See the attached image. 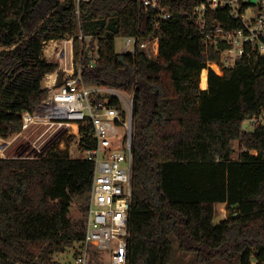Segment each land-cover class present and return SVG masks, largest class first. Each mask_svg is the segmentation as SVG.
Masks as SVG:
<instances>
[{"label": "trees", "instance_id": "obj_1", "mask_svg": "<svg viewBox=\"0 0 264 264\" xmlns=\"http://www.w3.org/2000/svg\"><path fill=\"white\" fill-rule=\"evenodd\" d=\"M158 1L146 10L140 0H0V135L19 132L22 113L48 95L58 63L45 60V44L73 36L86 82L135 92L128 264H171V234L203 264H264V125L244 128L264 112V55L210 69L201 88L227 44L206 46L185 14L204 0ZM160 8L172 17L157 24ZM206 17L240 25L228 8ZM137 34L159 37L156 57L117 52V37ZM60 141L40 157L0 156V264H57L55 253L85 239L86 221L69 213L77 197L87 215L95 165ZM218 203L232 215L216 222Z\"/></svg>", "mask_w": 264, "mask_h": 264}, {"label": "built area", "instance_id": "obj_2", "mask_svg": "<svg viewBox=\"0 0 264 264\" xmlns=\"http://www.w3.org/2000/svg\"><path fill=\"white\" fill-rule=\"evenodd\" d=\"M80 1L87 0H77L78 3ZM140 1L146 10L160 6L158 0ZM223 8L229 9L239 26L226 28L221 23L209 26L207 10ZM185 14L199 26L206 46L227 44L222 50V63L209 62V72L213 69L221 75L224 66L235 65L245 55L250 59L264 55V0L256 3L251 0H204L193 10H186ZM158 17L157 24L161 20L168 21L172 13L160 8ZM80 37L84 38L82 34ZM119 37L123 39L121 47L116 49L120 54H135L139 48L150 58L159 54V37L142 38L138 34ZM52 43L53 46L48 48L45 44L44 56L56 54L63 61L54 71L56 77L52 83L44 79L48 95L33 111L22 113L19 132L6 139L0 135V144L9 143L8 148L19 137L30 139V135L36 133V139H30L35 147L30 155L32 158L45 155L61 138V149H67L72 157L93 161L95 167L86 215V235L76 262L88 264L89 253L95 248L111 253L110 264H128L134 179L135 92L116 85L86 82L83 62L75 60V37L47 42ZM95 56H99L98 45ZM96 60L93 59L89 66L93 67ZM213 63L219 66V71L212 67ZM59 69L64 70L61 85H57ZM257 125H264V112L244 121L246 129ZM45 141L49 142L43 152ZM89 141L95 144L89 147Z\"/></svg>", "mask_w": 264, "mask_h": 264}, {"label": "rangeland", "instance_id": "obj_3", "mask_svg": "<svg viewBox=\"0 0 264 264\" xmlns=\"http://www.w3.org/2000/svg\"><path fill=\"white\" fill-rule=\"evenodd\" d=\"M251 1H253L255 3L257 2V0H251ZM88 41H91V37H88ZM95 44H96V42H95ZM115 44H116V49H119L121 47V45L123 44L122 37H117ZM52 46L53 45H51V47ZM51 50H52V48H50V51ZM43 56H44V54H43ZM44 57H46V59H48L47 61L57 62L58 64H61V62L63 61V58L59 59L56 54L50 55V56H44ZM206 75H207V71H206ZM11 136L8 138H11ZM36 137H37L36 133L34 136L30 135L31 140H35ZM3 139H6V138H3ZM30 139H27L25 137H19L8 148H4V151L0 152V156H3V157H30V155L33 154V151L35 149V147L31 144ZM48 142L49 141H45L43 143V152L45 151L44 149L48 145L47 144ZM0 143H2V142H0ZM4 144H7V143L4 142ZM233 145L235 147V152L232 154V156H233V158H238L239 154L241 152L239 140H235ZM61 146H62V143H61ZM69 148H70V145H69ZM37 153H40V152L37 151ZM81 202H82L81 199L74 197L72 206L70 208L69 216L75 222L76 221H86V214L81 209ZM231 215H232V211L230 209H228L226 203L216 204V217H215L216 222H219L220 220L225 219ZM170 238L172 239L174 247H175V256H174V259L171 262V264H203V263H200L197 261V253L196 252L181 251V249L179 247V239L176 235L171 234ZM80 251H81V242H76L74 244V246L67 247L65 251L55 253L54 261L57 264H79L76 262V259L79 255ZM88 261H89L88 264H110L111 253L109 251H100V250L98 251L95 248H93V249H91V251L89 253ZM42 264H45V263H42ZM211 264H226V263H224L223 261H221L219 259H216Z\"/></svg>", "mask_w": 264, "mask_h": 264}, {"label": "bare ground", "instance_id": "obj_4", "mask_svg": "<svg viewBox=\"0 0 264 264\" xmlns=\"http://www.w3.org/2000/svg\"><path fill=\"white\" fill-rule=\"evenodd\" d=\"M51 42V41H49ZM48 42V43H49ZM47 48L53 44H46ZM212 67L216 70L219 71V66L216 64V63H213L212 64ZM206 71H207V75H206ZM208 75H209V70L207 68H204L201 72V76H200V86L202 88H206L207 87V84H208ZM56 77V72H51V73H48L45 77V81H47V83H52V81L54 80V78ZM9 144V143H7ZM7 144H0V152H3L4 151V148H6Z\"/></svg>", "mask_w": 264, "mask_h": 264}, {"label": "water", "instance_id": "obj_5", "mask_svg": "<svg viewBox=\"0 0 264 264\" xmlns=\"http://www.w3.org/2000/svg\"><path fill=\"white\" fill-rule=\"evenodd\" d=\"M46 60V58H45ZM58 74H59V78H58V82H57V85H61L63 83V77H64V70L62 69H59L58 70Z\"/></svg>", "mask_w": 264, "mask_h": 264}]
</instances>
